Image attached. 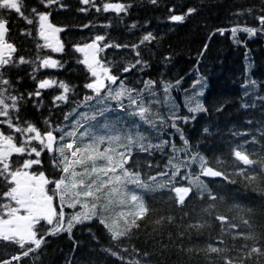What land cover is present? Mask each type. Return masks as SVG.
I'll use <instances>...</instances> for the list:
<instances>
[{
	"label": "trees",
	"instance_id": "16d2710c",
	"mask_svg": "<svg viewBox=\"0 0 264 264\" xmlns=\"http://www.w3.org/2000/svg\"><path fill=\"white\" fill-rule=\"evenodd\" d=\"M61 2L66 7L52 5L45 8L39 0H25L29 9L50 12V22L64 29L58 33V39L64 45L62 53L37 48V44H43L38 36V24L28 25L15 13L9 14L8 40L17 47V56L37 63L40 58L50 56L63 64V67L56 69L39 68L35 72L36 80L31 78L34 65L24 64L8 70L7 76L15 88L27 96V93L37 90L39 80L52 79L57 83L64 82L71 89L67 102H54V97L62 92L56 86L41 90L40 97L26 99L20 115L41 130L47 127L45 120H50L53 126L71 130L78 113L91 111L89 107L77 108V105L83 103L85 96L93 95L85 87L93 77L85 65L78 63L84 57L75 51V46L93 41L97 35L106 37L102 42L104 44L128 45L105 48L99 57L101 63L110 68L111 74L119 77L115 85H110L113 89H117L122 81L126 87L139 90L146 103L152 102L155 127L140 121L138 117L129 116L127 110L121 111L115 101H109L113 110L107 115L113 121L120 120L135 127L153 144L168 141L163 150L152 149V154L135 150L133 158L138 164L136 170L142 171L145 176L165 170L170 174L172 169L165 166L169 158L176 155L178 160L189 163L176 176L175 186L190 187L192 191L183 206L172 198L175 196L174 192H169L172 185L160 191L144 192L150 208L149 215L139 221L142 227L138 231L133 230L135 235L130 240L121 242L123 247L138 249L141 256L144 252L149 253L147 260L150 264H223L221 256L216 254L206 258L202 252L186 251L212 244L226 248L227 251L221 255L240 264V259L252 246L264 245V239H259L264 237V176L254 182L246 180L245 176L259 172L258 166H244L233 155L239 144L254 137L259 143L245 144L250 154L253 149L260 153L264 145V137L261 136L264 132V33L249 36L239 32L237 39L240 42L236 43L230 29L245 25L256 27L258 22L253 15L261 13L264 0H160L158 5L151 4L149 0H96L101 7L105 2L130 3L132 6L128 14L121 13L120 16L113 12H97L94 7L81 4L80 0ZM85 7L88 11H79ZM170 7H175L177 14L190 7L196 8L197 12L183 23H173L169 20ZM248 9H252V15L247 13ZM217 29H225L224 35H220ZM22 31L31 32V35H22ZM148 33L155 39L140 44ZM136 44H139V48L133 49L132 45ZM137 51L139 56L136 55ZM137 59L142 63L131 71H123ZM148 81L155 83L146 89ZM253 81L255 86L252 85ZM165 86L168 87L167 92ZM124 103L127 104V101ZM197 103L203 105L206 111L190 112L189 106L195 107ZM90 104L94 105L95 101ZM246 104L250 106L244 107ZM73 109L77 110V114L69 115ZM173 114L181 118L189 117L187 122L183 119L174 121L180 131L170 126ZM65 116H68L67 120ZM133 120L135 125L132 124ZM206 128L209 130L207 133L204 131ZM181 134L187 140V145L181 140ZM173 144L181 151L173 153ZM185 148L187 152L183 151ZM196 154L204 158L208 167L223 172L228 179L202 175L199 160L191 161ZM250 158L258 157L250 155ZM13 159L20 157L14 156ZM39 159L41 164L35 165L32 171H43L50 179L60 175L52 166L50 154L44 152ZM241 170L243 174H240ZM195 177H199L202 185L206 186L202 195L191 183ZM161 179L167 180L168 177ZM5 190L0 185V191ZM209 192L217 199H210ZM238 209L245 212L251 209V213L246 215ZM76 210H79V206ZM76 210L65 208L67 214ZM161 215L173 216L175 222L171 225L165 223L163 227L154 224L153 221ZM217 215L228 217L230 223L238 227L231 228L229 224L221 223L215 219ZM245 218L249 219L251 228L242 222ZM189 224L205 226L197 230L188 228ZM250 231L256 234L259 242L241 235ZM181 232L185 233L183 237L179 235ZM221 240L223 244L219 243ZM115 244L103 225L93 219L77 224L71 238L67 233L47 237L39 253L24 258L21 264H122L116 257L103 251ZM163 245H167V248L164 249ZM114 250L120 251L119 248ZM15 251H18L17 246L0 241V253L6 258ZM121 254L128 257V253ZM245 264H264V257L254 255Z\"/></svg>",
	"mask_w": 264,
	"mask_h": 264
},
{
	"label": "snow or ice",
	"instance_id": "6c2138e0",
	"mask_svg": "<svg viewBox=\"0 0 264 264\" xmlns=\"http://www.w3.org/2000/svg\"><path fill=\"white\" fill-rule=\"evenodd\" d=\"M45 8L52 5L66 7L61 0H39ZM153 5H158L160 0H149ZM85 6L94 7L97 12H113L117 16L121 13L127 15L130 3L124 2H105L101 6L96 4V0H80ZM79 11L86 12L88 8H81ZM169 20L173 23H183L187 17L197 12L194 7L177 14L175 7L168 9ZM15 13L16 16L23 19L28 25L38 24V36L43 40V44H37V48H47L52 52L62 53L64 45L58 39L57 34L64 31L63 28L54 26L49 17L50 12H41L37 8L29 9L25 0H0V185H3L5 191H0V241L17 246L18 251L12 252L6 258L0 253V264H21L24 258L32 257L38 254L47 242V237L58 236L67 233L69 238L72 236V230L77 224H82L93 219L98 220L107 230L110 239L116 244L103 249L104 252L116 257L122 264H150L147 260L149 253L144 252L141 256L138 249L123 247L122 241L130 240L135 230H139L142 225L139 221L144 220L149 215L150 208L145 201L144 192H156L169 188V192H174L172 197L175 202L181 206L185 204L186 198L192 191L190 187L175 186V178L180 174L182 167L188 165V161L178 160L176 155L169 158L165 166L172 171H160L156 175H146L138 168L134 160V151L139 150L152 154V149L163 150L168 141L161 144H153L147 136L135 127H130L120 120L113 121L107 115L113 109L109 101H115L121 111H128L129 116L138 117L140 121L148 123L155 127L152 118V102H145V98L139 95V90L126 87L121 81L117 89L110 85H115L119 77L112 75L110 68L105 67L99 59V53L109 47H128V45H116L112 43L104 44L106 37L104 35L95 36L91 43H85L82 46H75V51L83 54V59L78 63L86 66L94 81L87 83L85 87L93 93L84 97L82 104L77 108L89 107L90 112L78 113V118L71 125V130L53 126L50 120H45L47 126L44 130L38 128L34 123L20 115L21 106L26 99L40 97L41 90L56 86L62 90L61 94L54 97L55 101L67 102L70 87L64 82L52 79H41L38 81L37 90L34 92H19L12 80L7 76V71L18 68L20 65H34L31 78L36 80L35 72L39 68L56 69L63 67L58 59L50 56L40 58L39 63L34 60H28L24 56H17V47L9 42L8 35L9 14ZM247 13L252 15V9ZM244 13H237L243 15ZM253 19L258 22L256 27L236 26L230 29L234 42L239 43L237 34L239 32L247 33L249 36H255L257 33H264V3L261 5V13L253 15ZM110 26V25H109ZM87 27V25L85 26ZM136 27L135 24L132 25ZM220 35H224L225 29H217ZM22 35H31V32L22 31ZM215 33H213L214 35ZM155 37L148 33L143 36L140 44L151 42ZM133 49H138L139 44L132 45ZM206 47V46H205ZM202 54V53H201ZM136 55L140 53L137 51ZM142 63L137 59L135 63L129 64L123 69L124 72L131 71L137 64ZM103 70V75L98 74L97 69ZM105 81L109 83H105ZM155 82L148 81L145 88L149 89ZM255 86V82H252ZM168 87L165 86V92ZM134 92L136 93L134 95ZM95 104H90L91 101ZM127 101V104L124 102ZM249 107L250 105H243ZM254 106V105H253ZM189 111L197 113L206 111L200 103L195 107L189 106ZM77 114V110L69 115ZM195 117H192L194 119ZM68 116H65V120ZM160 119V118H157ZM173 123L170 125L177 128L176 119L188 121L189 117H177L175 114L170 117ZM161 119V123H162ZM135 125V120L132 122ZM207 133L209 130L206 128ZM236 135H247V133H236ZM264 137V132L261 133ZM181 140L187 145V140L181 134ZM256 144L259 141L254 137L251 141H245L239 144L234 150L233 155L236 161L244 166L257 165L259 172L254 171L251 175L245 176L249 182H254L258 177L264 176V145L260 153L255 149L251 154L245 148V144ZM173 153H178L181 149L171 145ZM187 152V148L183 149ZM47 152L52 157V166L60 172L55 178H49L43 171H32L35 165H40L41 155ZM250 155H257V159L250 158ZM20 157L14 160L13 157ZM199 160L201 174L204 176H228L219 170H214L207 166L203 157L196 154L191 157L192 162ZM149 168L152 165H148ZM243 174V170L241 173ZM143 177V178H142ZM168 177L167 180L161 178ZM234 182V181H230ZM202 195L206 191L195 177L191 181ZM49 185L52 187L49 188ZM129 186H133L130 188ZM140 190V191H137ZM212 200L217 197L208 193ZM79 206V210H76ZM65 208L73 209L71 214L65 212ZM245 212L244 209H238ZM251 213L248 209L245 214ZM215 219L221 223L229 224L231 228L238 225L232 224L229 218L223 215L215 216ZM154 224L163 227L165 223L171 225L175 222L173 216L161 215L156 218ZM242 222L251 228L249 219H243ZM204 224H189L188 228L197 230L203 228ZM155 231V229H154ZM184 232L179 235L184 236ZM245 239H253L259 242L254 232L243 234ZM172 240L169 235V241ZM219 243L223 244L221 240ZM247 247V246H245ZM119 248L120 251L114 250ZM166 249L167 245H163ZM184 251V249H181ZM188 253H203L206 258L211 254L221 256L223 264H236L232 258L222 256L226 248H221L209 244L206 248L186 250ZM121 253H128L125 257ZM264 257V245L252 246L240 259V264L252 259L253 256ZM34 258V257H33Z\"/></svg>",
	"mask_w": 264,
	"mask_h": 264
},
{
	"label": "rangeland",
	"instance_id": "374dc122",
	"mask_svg": "<svg viewBox=\"0 0 264 264\" xmlns=\"http://www.w3.org/2000/svg\"><path fill=\"white\" fill-rule=\"evenodd\" d=\"M57 36H58V34H57ZM43 41V40H42ZM43 43H44V41H43ZM97 72H98V74H100V75H103V70L101 69V68H98L97 69ZM91 74V73H90ZM94 81V78L92 79V82ZM107 81H105V83H106Z\"/></svg>",
	"mask_w": 264,
	"mask_h": 264
},
{
	"label": "water",
	"instance_id": "95a60500",
	"mask_svg": "<svg viewBox=\"0 0 264 264\" xmlns=\"http://www.w3.org/2000/svg\"><path fill=\"white\" fill-rule=\"evenodd\" d=\"M92 41H89V42H87V43H91ZM99 59H100V57H99Z\"/></svg>",
	"mask_w": 264,
	"mask_h": 264
}]
</instances>
